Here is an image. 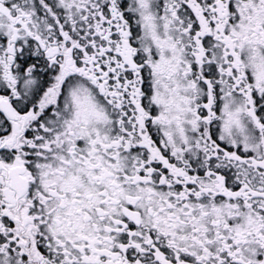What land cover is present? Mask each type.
<instances>
[{
	"label": "snow or ice",
	"instance_id": "6c2138e0",
	"mask_svg": "<svg viewBox=\"0 0 264 264\" xmlns=\"http://www.w3.org/2000/svg\"><path fill=\"white\" fill-rule=\"evenodd\" d=\"M0 264H264V0H0Z\"/></svg>",
	"mask_w": 264,
	"mask_h": 264
}]
</instances>
